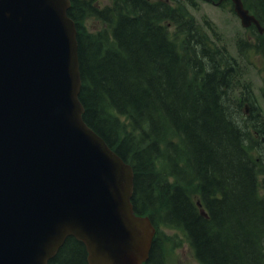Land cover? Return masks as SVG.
Here are the masks:
<instances>
[{"label":"trees","instance_id":"trees-1","mask_svg":"<svg viewBox=\"0 0 264 264\" xmlns=\"http://www.w3.org/2000/svg\"><path fill=\"white\" fill-rule=\"evenodd\" d=\"M68 14L84 120L132 165L134 210L158 229L146 264H167L162 227L180 230L202 264H264V114L238 58L165 0H71ZM261 37L240 39L239 56L264 55ZM87 255L71 236L49 264H89Z\"/></svg>","mask_w":264,"mask_h":264},{"label":"water","instance_id":"water-1","mask_svg":"<svg viewBox=\"0 0 264 264\" xmlns=\"http://www.w3.org/2000/svg\"><path fill=\"white\" fill-rule=\"evenodd\" d=\"M70 6L0 0V264H48L70 236L89 264H145L156 228L134 211L131 164L83 119Z\"/></svg>","mask_w":264,"mask_h":264},{"label":"rangeland","instance_id":"rangeland-1","mask_svg":"<svg viewBox=\"0 0 264 264\" xmlns=\"http://www.w3.org/2000/svg\"><path fill=\"white\" fill-rule=\"evenodd\" d=\"M102 4L110 3V0H100ZM173 6L182 9L188 17L211 38H214L218 44L225 43L230 53L236 56L241 63L243 70L242 82L245 81L252 86L253 95L257 106L260 107L264 114V56L255 49L249 52L247 57H240L238 54L239 39L248 40L251 43L256 42L254 30L246 28L242 25L240 18L233 10L232 3L229 0H196L194 5L187 1L175 2L173 0H165ZM219 2V3H218ZM218 3V4H217ZM169 29L172 36L175 35V26L171 23ZM210 25H214L221 36L217 39L213 34ZM86 26L88 29H97L102 27V23L96 19H87ZM183 36L179 37V41ZM240 90L236 95L240 96ZM249 102L245 101L244 111L250 113L251 108ZM261 188L260 192L264 195V173L260 176ZM159 237V245L163 250L167 264H202L199 262L189 246L180 230L174 228H161Z\"/></svg>","mask_w":264,"mask_h":264},{"label":"flooded vegetation","instance_id":"flooded-vegetation-1","mask_svg":"<svg viewBox=\"0 0 264 264\" xmlns=\"http://www.w3.org/2000/svg\"><path fill=\"white\" fill-rule=\"evenodd\" d=\"M252 11L253 12H257V9H253ZM258 11L264 13V3L260 4V7H258Z\"/></svg>","mask_w":264,"mask_h":264}]
</instances>
